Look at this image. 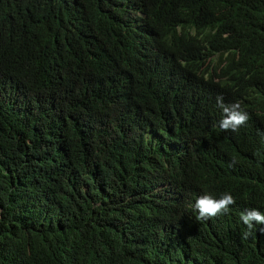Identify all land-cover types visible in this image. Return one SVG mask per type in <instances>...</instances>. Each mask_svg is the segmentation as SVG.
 Wrapping results in <instances>:
<instances>
[{"label":"trees","instance_id":"trees-1","mask_svg":"<svg viewBox=\"0 0 264 264\" xmlns=\"http://www.w3.org/2000/svg\"><path fill=\"white\" fill-rule=\"evenodd\" d=\"M176 1L159 22L264 54V0ZM20 10L49 23L38 0ZM230 27L246 38L223 39ZM205 73L173 102H0V264H264V234L244 239L235 214L264 207V102H240L248 122L222 130L217 97L240 93L201 87ZM226 192L230 213L196 220L197 198Z\"/></svg>","mask_w":264,"mask_h":264},{"label":"clouds","instance_id":"clouds-1","mask_svg":"<svg viewBox=\"0 0 264 264\" xmlns=\"http://www.w3.org/2000/svg\"><path fill=\"white\" fill-rule=\"evenodd\" d=\"M38 2L49 23L24 16L20 0H0V102H173L176 83L201 68V87L239 90L240 100L230 105L217 97L222 130L248 122L240 102H264V54L225 41L207 45L188 17L183 24L159 22L163 0ZM181 2L176 6L184 8ZM230 35L246 38L235 27L222 38ZM254 195L252 203L264 205V192ZM235 202L228 192L202 195L193 205L196 220L211 222ZM235 214L244 239L264 234V207Z\"/></svg>","mask_w":264,"mask_h":264}]
</instances>
